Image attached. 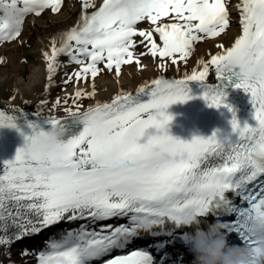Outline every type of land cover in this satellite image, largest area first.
Instances as JSON below:
<instances>
[{"label":"snow or ice","instance_id":"1","mask_svg":"<svg viewBox=\"0 0 264 264\" xmlns=\"http://www.w3.org/2000/svg\"><path fill=\"white\" fill-rule=\"evenodd\" d=\"M61 4L62 0H0V40L18 37L26 14L40 15L45 9L58 12ZM94 6V0H84V10ZM238 7L242 34L230 48L217 45L223 51L210 60L218 84L207 83L209 63L201 61L203 71H194L184 80L155 79L135 95L121 92L111 102L86 111L69 109L84 127L66 141L65 124L55 117L39 119L38 112L36 120L25 115L21 121L0 111V127L17 129L24 136V145L13 160L4 161L0 173V232L8 231L9 221L31 235L65 220L95 223L129 217L128 224H104L99 229L81 225L62 240L50 242L39 255V264H91L113 249L125 248L141 230L161 234L152 230L163 229L166 222L175 228H193L179 237L186 247L190 234H204L210 224L206 218L213 215L230 243L251 247L255 264H264V248L249 237L247 228L251 219L264 218V181L249 187L264 176V0H241ZM173 13V19L184 23L158 25ZM145 20L157 25L154 31L162 48L152 31L137 30L138 22ZM228 27L225 0H103L90 15L82 11L77 25L61 35L59 48L54 39L51 54L43 53L47 79L51 83L61 54L70 63L84 65L75 73L77 80L86 79L88 73L95 78L100 62L119 76L123 65L133 63L136 36L143 38L141 43L151 56L172 58L171 63L177 64L176 54L186 61L194 43L219 37ZM85 59L90 60L86 65ZM135 63L139 65L140 59ZM191 81L200 83L210 107L233 112L231 132L217 129L191 141L169 134L173 117L167 110L194 98ZM229 85L250 93L255 124H241L225 103L224 89ZM84 95L95 92L77 91L75 98ZM149 129H155V134ZM229 192L240 198L241 205L227 196ZM13 206L35 218L16 223ZM185 209L192 210L195 220L182 218ZM226 215L233 219L222 220ZM7 243L10 240L0 236V245ZM107 264H155V260L149 251L137 250Z\"/></svg>","mask_w":264,"mask_h":264},{"label":"bare ground","instance_id":"2","mask_svg":"<svg viewBox=\"0 0 264 264\" xmlns=\"http://www.w3.org/2000/svg\"><path fill=\"white\" fill-rule=\"evenodd\" d=\"M103 0H94V7L83 9L84 0H62L61 8L58 12H53L51 9L43 10L40 15L35 13H28L24 16L21 25L20 35L12 40H0V111L6 113L7 116L24 118L25 115L29 120H36L39 112V119L48 117H55L57 119L69 118V111H60V103L54 100L53 95L55 91L61 88L65 82V75L69 69H73L76 64L69 62V57L66 55L58 56L57 71L53 74V79L49 83L47 77V66L43 53L48 51L51 54L52 42L55 39L56 46H61V35L77 25L80 20L82 11L87 14L95 11ZM227 5L232 9L231 21L232 26L219 37H206L205 42L202 40L194 43V51L186 59L182 61L179 59V54L175 55L177 64H172V58H162L150 55L145 61H141L139 65H126L124 71L121 68V74L116 75L115 70L105 73L103 77L96 76L90 84L86 87L87 78L78 80V84L73 88L75 93L83 91L88 88L91 93L95 92L89 104L84 109H70L71 111H86L90 107H95L97 103L111 102L112 99L121 92L134 93L136 90L144 85L146 82L151 84L155 79H163L167 81H179L186 79V75H191L194 71H203L201 61L209 63L208 81H214L216 78L215 66L210 64L211 57L223 51L217 47L223 44L224 48L233 46L235 40L242 34L240 25V9L238 5L241 0H226ZM22 6V5H21ZM2 15V13H0ZM174 13L167 17H162L158 25L172 23H184L173 19ZM147 21V20H145ZM147 31H152L159 39V33L154 31L157 25H152L149 21ZM203 35V34H200ZM143 38L140 39V42ZM163 47V42L160 39ZM142 44V43H141ZM161 47V48H162ZM27 53L34 56L29 65V73L26 75V60ZM82 58V57H81ZM83 59V58H82ZM162 60V61H161ZM90 60L85 59L84 64L89 63ZM105 63V62H103ZM164 63L165 67L160 65ZM84 65H81V69ZM81 71V70H80ZM84 75V74H82ZM11 90L13 97L7 100L6 91ZM81 99L75 101L80 102ZM69 103V102H67ZM69 110V109H68ZM229 194L227 193V196ZM19 212V215H17ZM5 215H9L5 212ZM12 216H17L16 223L21 220L34 219V215L25 209H16L14 206L11 211ZM89 220H78L74 222L70 228L61 231L62 235H58L52 240L60 241L67 234V232L80 228L81 225H93ZM100 228L103 223L95 222ZM127 220L121 221L115 225L128 224ZM90 224V225H89ZM70 224H64V226ZM98 228V229H99ZM25 232L28 230L25 229ZM12 232H14L12 234ZM21 235H26L17 227H10L6 233L0 232V236L10 240V243L0 245V264H8V259L12 256L13 246ZM49 245L46 246L45 251L48 250ZM108 261V260H107ZM105 261L102 264H107Z\"/></svg>","mask_w":264,"mask_h":264},{"label":"clouds","instance_id":"3","mask_svg":"<svg viewBox=\"0 0 264 264\" xmlns=\"http://www.w3.org/2000/svg\"><path fill=\"white\" fill-rule=\"evenodd\" d=\"M181 216L186 221L195 220L191 209H185ZM247 228L249 237L264 248V218L251 219ZM185 245L193 255L192 264H255L253 249L230 243L219 222L210 223L203 235L190 234Z\"/></svg>","mask_w":264,"mask_h":264},{"label":"rangeland","instance_id":"4","mask_svg":"<svg viewBox=\"0 0 264 264\" xmlns=\"http://www.w3.org/2000/svg\"><path fill=\"white\" fill-rule=\"evenodd\" d=\"M226 3V0H225ZM227 5V3H226ZM227 10H228V14H229V27L228 29H230V27L232 26V21L231 19V13H232V9L229 5H227ZM139 30L141 31H146L147 27H148V22L144 21L141 23V25H139ZM226 29V31L228 30ZM225 31V32H226ZM223 34V33H222ZM140 38L138 36V38H136V46L133 48V53H134V60L132 64H135V59L139 58L141 61H145L146 59H148L149 56V52L148 49L144 46V44H141L140 42ZM206 37H204L203 41L205 42ZM159 47H162V45H160ZM160 58V57H159ZM34 59V56L30 53H27V60H26V75H28L29 73V65L31 64L32 60ZM162 59V58H160ZM162 61V60H161ZM98 68L100 69L99 73L97 76L99 77H103V75L105 73H108V71L104 68V63L100 62L98 63ZM126 66V65H125ZM125 66H122V71H124ZM81 70V65H77L69 70V72H67L66 75H68V77L72 78V82L69 85L63 86L59 89H57L53 95V98L55 101H59L60 103V111L63 110H68L71 109L72 106L74 107L73 109H84L88 104L85 105V102L90 98L92 99V96L89 95H84L82 96L80 100V102L75 103V101H77L78 99L75 98V91L73 90V88L78 84V80L77 77L75 75L76 72ZM94 79L91 76V73H88V78H87V83L85 84L86 87L88 86V84H90ZM88 89V88H86ZM85 93H91L88 90L84 91ZM13 97V92L11 90H7L6 91V99L10 100ZM69 102V103H67ZM73 104V105H72ZM72 105V106H71ZM27 250L26 248H22L21 243H17L15 240V244L13 246V250H12V256L10 257V259H8V264H39V255L40 251L34 253L33 251H24ZM22 251V253H21Z\"/></svg>","mask_w":264,"mask_h":264}]
</instances>
